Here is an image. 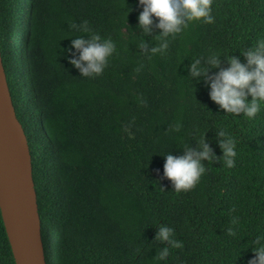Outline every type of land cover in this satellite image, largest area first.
Returning <instances> with one entry per match:
<instances>
[{
    "label": "trees",
    "instance_id": "1",
    "mask_svg": "<svg viewBox=\"0 0 264 264\" xmlns=\"http://www.w3.org/2000/svg\"><path fill=\"white\" fill-rule=\"evenodd\" d=\"M139 11L136 0H0V52L31 154L46 263L247 264L264 233V105L252 119L224 114L186 66L212 51L220 68L228 55L243 62L239 52L264 37V0H213V23L191 22L150 58L140 44L154 46L159 29L140 32ZM85 20L116 42L93 78L68 61L78 56L71 38L83 35L69 23ZM218 128L236 142L234 167L222 156L204 162L192 189L174 191L162 155L195 147L205 132L220 156ZM156 222L183 241L166 261L155 259L166 245L153 240ZM0 264H15L1 214Z\"/></svg>",
    "mask_w": 264,
    "mask_h": 264
},
{
    "label": "clouds",
    "instance_id": "2",
    "mask_svg": "<svg viewBox=\"0 0 264 264\" xmlns=\"http://www.w3.org/2000/svg\"><path fill=\"white\" fill-rule=\"evenodd\" d=\"M137 6L141 8L137 15V28L146 36L151 35L153 27L159 29L154 35L158 41L149 47L147 41H142L140 50L151 57L156 54L163 55L169 45V38L180 34L193 21L213 23L212 15L213 0H136ZM132 9H127V13ZM155 20V24H154ZM69 27L83 35L71 38L70 48L78 51L77 55L68 57L69 63L75 67L80 76L93 78L101 75L107 67L109 58L116 53V42L110 37H102L88 26V22L69 23ZM71 37V36H70ZM244 57L241 62L238 56L228 55L224 57L227 67L220 68V55L209 52L205 56L192 59L186 66L188 77L193 81L200 82L201 79L207 84L209 98L223 110L224 114L241 116L252 119L264 105V37L258 38L254 46L244 48L239 52ZM203 61V63H202ZM143 67L141 64L136 68L139 72ZM210 69H218L209 75ZM179 130V125L174 126ZM124 131L131 136L128 127ZM205 132L195 142V147L186 144L180 154L174 155L171 151L162 155L163 178L170 181L172 189L176 192L192 189L205 173L204 162H215L222 156L224 165L232 168L235 165L237 155L236 142L228 136L223 128L215 131L217 146L221 155L217 156L205 138ZM153 240L166 245L159 248L155 259L166 261L170 249H180L183 241L175 238L173 227L165 223L155 224ZM228 235L235 236L233 228L225 229ZM251 248L255 255L248 259L247 264H264V233L257 234Z\"/></svg>",
    "mask_w": 264,
    "mask_h": 264
},
{
    "label": "water",
    "instance_id": "3",
    "mask_svg": "<svg viewBox=\"0 0 264 264\" xmlns=\"http://www.w3.org/2000/svg\"><path fill=\"white\" fill-rule=\"evenodd\" d=\"M0 214L15 264H47L26 134L0 52Z\"/></svg>",
    "mask_w": 264,
    "mask_h": 264
}]
</instances>
